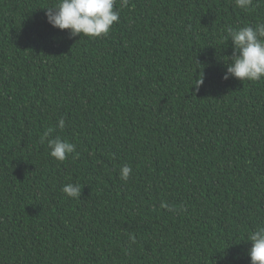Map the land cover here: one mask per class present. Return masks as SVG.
Returning a JSON list of instances; mask_svg holds the SVG:
<instances>
[{
  "label": "trees",
  "instance_id": "obj_1",
  "mask_svg": "<svg viewBox=\"0 0 264 264\" xmlns=\"http://www.w3.org/2000/svg\"><path fill=\"white\" fill-rule=\"evenodd\" d=\"M55 3L0 0V264H251L264 79H223V37L264 0H116L95 38L52 27Z\"/></svg>",
  "mask_w": 264,
  "mask_h": 264
},
{
  "label": "clouds",
  "instance_id": "obj_2",
  "mask_svg": "<svg viewBox=\"0 0 264 264\" xmlns=\"http://www.w3.org/2000/svg\"><path fill=\"white\" fill-rule=\"evenodd\" d=\"M127 0H122V6ZM116 0H56L46 9L47 22L54 28L69 30L72 37H101L107 35L114 22H119L120 13L115 9ZM235 5L248 9L252 0H235ZM224 40L232 41V55L228 57L224 80L236 78L240 81H258L264 79V23L243 27L229 26L225 29ZM203 83L199 80L197 88ZM65 121L60 119L58 127L64 128ZM47 143L49 155L63 162L68 154L75 151V146L60 138L49 139L48 133L40 137V143ZM132 169L125 165L120 169V179L127 181ZM62 191L70 198L81 196L79 184L68 183ZM167 207V205H162ZM246 239L251 242L248 250L251 264H264V225L250 232Z\"/></svg>",
  "mask_w": 264,
  "mask_h": 264
}]
</instances>
